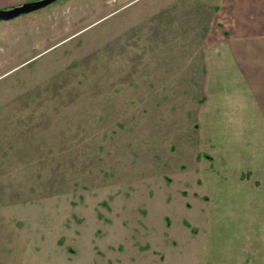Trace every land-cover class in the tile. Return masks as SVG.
I'll return each mask as SVG.
<instances>
[{
	"label": "rangeland",
	"instance_id": "1",
	"mask_svg": "<svg viewBox=\"0 0 264 264\" xmlns=\"http://www.w3.org/2000/svg\"><path fill=\"white\" fill-rule=\"evenodd\" d=\"M226 10L55 0L0 19V264H198L220 194L264 188L262 131L231 123Z\"/></svg>",
	"mask_w": 264,
	"mask_h": 264
},
{
	"label": "crops",
	"instance_id": "2",
	"mask_svg": "<svg viewBox=\"0 0 264 264\" xmlns=\"http://www.w3.org/2000/svg\"><path fill=\"white\" fill-rule=\"evenodd\" d=\"M16 2L28 1L0 0V9ZM225 12L232 30L229 108L235 117L231 123L236 119L232 125L239 127V131H262L257 138L260 139L257 148H262L264 0H227ZM213 207V218L205 222L207 232L200 244L198 264H264V188L224 190Z\"/></svg>",
	"mask_w": 264,
	"mask_h": 264
},
{
	"label": "water",
	"instance_id": "3",
	"mask_svg": "<svg viewBox=\"0 0 264 264\" xmlns=\"http://www.w3.org/2000/svg\"><path fill=\"white\" fill-rule=\"evenodd\" d=\"M55 0H41L32 3H22L20 5L8 7L9 9H0V19H9L25 12L33 11L45 6Z\"/></svg>",
	"mask_w": 264,
	"mask_h": 264
}]
</instances>
